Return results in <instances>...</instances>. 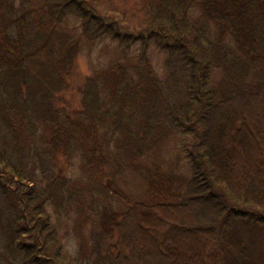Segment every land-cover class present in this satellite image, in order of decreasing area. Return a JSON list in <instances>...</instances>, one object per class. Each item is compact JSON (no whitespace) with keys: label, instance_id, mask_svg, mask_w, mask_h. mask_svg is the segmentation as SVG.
<instances>
[{"label":"trees","instance_id":"trees-1","mask_svg":"<svg viewBox=\"0 0 264 264\" xmlns=\"http://www.w3.org/2000/svg\"><path fill=\"white\" fill-rule=\"evenodd\" d=\"M136 1L145 18L129 30L94 0H0V198L17 208L5 251L21 264H238L225 253L241 228L264 236V0ZM69 17L80 35L61 29ZM83 39L136 47L141 67L81 73ZM175 135L189 138V176L159 163ZM75 159L116 205L95 210L99 229L73 256L48 208L71 202L61 166ZM125 173L142 200L117 188Z\"/></svg>","mask_w":264,"mask_h":264},{"label":"rangeland","instance_id":"rangeland-1","mask_svg":"<svg viewBox=\"0 0 264 264\" xmlns=\"http://www.w3.org/2000/svg\"><path fill=\"white\" fill-rule=\"evenodd\" d=\"M35 1L37 6H42L44 3V0ZM94 1L101 11L109 15H114L126 29L136 30L144 21V10L137 5L138 1L136 0ZM79 27L80 22L74 17H69L63 22L61 29L77 36L80 35ZM138 58L139 51L136 47L124 52L116 43L110 42L109 40L103 39L91 43L83 39L79 50L78 69L81 73L91 75L95 71L108 65L116 62H124L129 65V71L135 73L141 67ZM147 58L153 71L163 77L164 63L167 55L157 49L155 45H152L148 51ZM219 80L220 74L217 72L214 73L212 82L216 83ZM188 145L189 138L187 137L180 135L171 137L164 143L158 154L159 163L171 172L189 176L184 151ZM61 169L63 170V176L72 183L71 202L69 205H65L58 215L54 213L53 207L48 208V211L52 214V224L60 239L64 254L68 253L75 256L81 251L82 247L85 250L87 249V244L91 240V237L99 229L95 210H101L105 202L111 203L112 207H115L116 204L114 197L106 199L99 192L96 193L95 190L91 189V179L86 173L80 159L73 160L67 167L61 166ZM117 188L133 200H142L144 197V187L136 175L130 173L123 174L117 181ZM93 203H95L96 207H94V211L90 212L88 206ZM16 212L17 208L10 199L0 198V264H21L19 257L14 256L13 258V255L10 256L5 251L7 232L10 226L13 225V217ZM261 232L259 229L250 231L241 228L239 240L236 242L239 243L238 248L234 249V247L231 248L229 245L226 246L227 253L225 254L227 261L231 262L234 259V261L240 264L244 258L242 259L243 256L239 258L238 250L242 248L246 250L244 252L247 257L245 258L246 263L264 264V259H261L264 256V241H262L264 236ZM229 242L232 243L230 240ZM142 260V255L140 254L137 262H141ZM152 263L159 264L157 261Z\"/></svg>","mask_w":264,"mask_h":264}]
</instances>
